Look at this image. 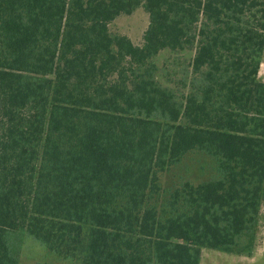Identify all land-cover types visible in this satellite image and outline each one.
<instances>
[{
	"label": "trees",
	"instance_id": "1",
	"mask_svg": "<svg viewBox=\"0 0 264 264\" xmlns=\"http://www.w3.org/2000/svg\"><path fill=\"white\" fill-rule=\"evenodd\" d=\"M139 7L141 45L109 28ZM193 46L196 79L178 99L153 58ZM263 53L264 0H0V264H19L18 232L79 264L251 250ZM194 150L220 176L161 199V173Z\"/></svg>",
	"mask_w": 264,
	"mask_h": 264
},
{
	"label": "rangeland",
	"instance_id": "2",
	"mask_svg": "<svg viewBox=\"0 0 264 264\" xmlns=\"http://www.w3.org/2000/svg\"><path fill=\"white\" fill-rule=\"evenodd\" d=\"M148 24L149 14L143 7H139L132 14L123 13L117 16L109 24V28L112 33L127 35L135 44L141 45ZM195 48L196 46L178 50L166 48L153 58L156 64L154 73L156 81L163 87L172 89L178 99L188 94L193 88L196 74L192 70L191 63ZM262 59L264 61V53ZM258 76L264 81V63L260 66ZM219 176L215 158L204 151H190L180 162L161 173V199L169 197L185 182L197 185ZM242 241L244 240H241V243ZM10 243L19 264H79L70 259L58 257L23 232L11 233ZM253 246L251 250L242 252L202 248L200 264H264V208L260 210Z\"/></svg>",
	"mask_w": 264,
	"mask_h": 264
},
{
	"label": "crops",
	"instance_id": "3",
	"mask_svg": "<svg viewBox=\"0 0 264 264\" xmlns=\"http://www.w3.org/2000/svg\"><path fill=\"white\" fill-rule=\"evenodd\" d=\"M264 61L262 62V65H263Z\"/></svg>",
	"mask_w": 264,
	"mask_h": 264
}]
</instances>
